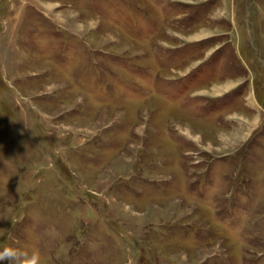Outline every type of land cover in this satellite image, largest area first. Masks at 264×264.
<instances>
[{
	"label": "rangeland",
	"instance_id": "rangeland-1",
	"mask_svg": "<svg viewBox=\"0 0 264 264\" xmlns=\"http://www.w3.org/2000/svg\"><path fill=\"white\" fill-rule=\"evenodd\" d=\"M4 248L264 264V0H0Z\"/></svg>",
	"mask_w": 264,
	"mask_h": 264
},
{
	"label": "clouds",
	"instance_id": "clouds-1",
	"mask_svg": "<svg viewBox=\"0 0 264 264\" xmlns=\"http://www.w3.org/2000/svg\"><path fill=\"white\" fill-rule=\"evenodd\" d=\"M17 253L10 248L0 250V262H7V264H17Z\"/></svg>",
	"mask_w": 264,
	"mask_h": 264
}]
</instances>
